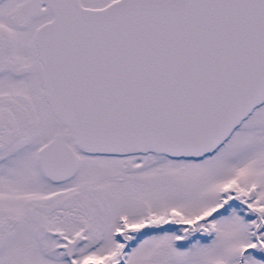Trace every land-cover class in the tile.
I'll return each mask as SVG.
<instances>
[{
	"label": "snow or ice",
	"instance_id": "6c2138e0",
	"mask_svg": "<svg viewBox=\"0 0 264 264\" xmlns=\"http://www.w3.org/2000/svg\"><path fill=\"white\" fill-rule=\"evenodd\" d=\"M0 264H264V0H0Z\"/></svg>",
	"mask_w": 264,
	"mask_h": 264
}]
</instances>
